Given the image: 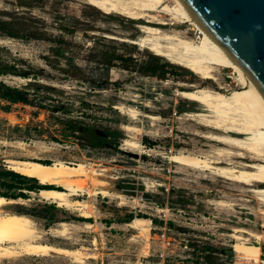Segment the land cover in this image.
Here are the masks:
<instances>
[{
	"label": "rangeland",
	"instance_id": "1",
	"mask_svg": "<svg viewBox=\"0 0 264 264\" xmlns=\"http://www.w3.org/2000/svg\"><path fill=\"white\" fill-rule=\"evenodd\" d=\"M166 22L105 14L87 0H0V71L9 72L0 81L41 87L29 89V104L0 99V172L10 170L8 159L84 162L102 173L110 193L73 197L93 206L88 219L42 200L39 190H24L27 196L5 210L30 216L50 243L95 253L86 264H257L252 259L259 248L258 264H264V206L253 187L166 159L177 153L210 157L220 147L204 137L219 131L190 116L201 106L176 91L206 85L228 94L239 88L231 69L204 81L132 43L142 35L139 25L191 39L199 33L190 24ZM120 105L137 110L138 119ZM74 121L79 130L69 128ZM129 124L142 129L139 149L125 146ZM230 161L240 168L253 160ZM141 191L144 201L134 202ZM135 213L152 220L148 238L126 223ZM62 221L69 223V239L50 235ZM234 236L242 237L237 250ZM40 263L79 264L63 256L0 262Z\"/></svg>",
	"mask_w": 264,
	"mask_h": 264
},
{
	"label": "bare ground",
	"instance_id": "2",
	"mask_svg": "<svg viewBox=\"0 0 264 264\" xmlns=\"http://www.w3.org/2000/svg\"><path fill=\"white\" fill-rule=\"evenodd\" d=\"M88 4L105 14H118L133 20L146 19L148 23L190 24L199 33L196 39L184 36L180 32H171L153 25H139L142 35L132 40L140 49L149 50L156 56L192 71L202 80L217 81L221 69H231L239 88L226 94L206 85L192 91H176L177 95L197 102L201 110L190 114L197 117L202 125L219 132H209L205 138L220 144L214 155L199 156L194 154H169L166 159L171 163L202 172H211L237 184L253 187L264 206V98L254 86L241 67L233 60L227 50L214 40L192 17L180 0H87ZM234 78V77H233ZM132 120H137L140 113L133 109L117 106ZM156 119L154 116H150ZM131 137L125 140V146L139 149L136 134L142 129L134 125H125ZM130 136V135H129ZM236 149V151H235ZM233 157L252 159L245 167L232 166ZM9 169L29 178L37 179L41 185H54L63 191L53 188H42L37 195L44 201L56 204L59 208L77 211L84 218L93 217V206L86 200L73 199L74 196L87 194L88 197L101 195L110 197L105 189L108 185L99 177L102 175L93 165L77 162L55 161L51 164L40 160L8 159ZM33 194H36L32 192ZM81 193V194H80ZM16 199L0 196V262L3 260H20L33 256L48 261L54 256L66 257L79 264L97 256L86 248H67L45 240L43 232L34 220L22 213L5 210L17 204ZM222 205L228 206L223 203ZM264 214V210L262 211ZM151 219L135 217L130 226L138 230L145 238L150 232ZM95 226V225H94ZM92 223L84 227L92 229ZM54 238L69 239V223L62 221L58 228L50 231ZM236 239L235 250L242 240ZM260 248L257 249L252 262H262ZM264 262V261H263ZM50 264V263H40Z\"/></svg>",
	"mask_w": 264,
	"mask_h": 264
},
{
	"label": "water",
	"instance_id": "3",
	"mask_svg": "<svg viewBox=\"0 0 264 264\" xmlns=\"http://www.w3.org/2000/svg\"><path fill=\"white\" fill-rule=\"evenodd\" d=\"M264 98V0H180Z\"/></svg>",
	"mask_w": 264,
	"mask_h": 264
},
{
	"label": "trees",
	"instance_id": "4",
	"mask_svg": "<svg viewBox=\"0 0 264 264\" xmlns=\"http://www.w3.org/2000/svg\"><path fill=\"white\" fill-rule=\"evenodd\" d=\"M11 37H17L15 34H10ZM9 72H1L0 75ZM33 87V90H38L41 87L39 85H28L27 88L20 89L18 87H12L3 81H0V99L10 103H23L29 104L28 91ZM70 129L79 130L80 127L77 121L71 122ZM146 144H150L149 140H145ZM51 164V163H47ZM1 185L5 188V192L0 193V196L5 198L16 199L19 197L25 198L27 195L23 193L26 191H37L42 188H51L50 186L39 185V181L34 178H29L21 175L15 171L4 169L0 172ZM134 219V216L130 214L127 217L126 223H129Z\"/></svg>",
	"mask_w": 264,
	"mask_h": 264
},
{
	"label": "built area",
	"instance_id": "5",
	"mask_svg": "<svg viewBox=\"0 0 264 264\" xmlns=\"http://www.w3.org/2000/svg\"><path fill=\"white\" fill-rule=\"evenodd\" d=\"M144 199H145V193H144V191H141V193H140V195H139V198H135L133 201H134V202L137 201L138 203H140V202H143ZM137 215H138V214L135 213V217H138ZM151 221H152V220H151Z\"/></svg>",
	"mask_w": 264,
	"mask_h": 264
},
{
	"label": "flooded vegetation",
	"instance_id": "6",
	"mask_svg": "<svg viewBox=\"0 0 264 264\" xmlns=\"http://www.w3.org/2000/svg\"><path fill=\"white\" fill-rule=\"evenodd\" d=\"M103 138H105V136L103 135Z\"/></svg>",
	"mask_w": 264,
	"mask_h": 264
}]
</instances>
